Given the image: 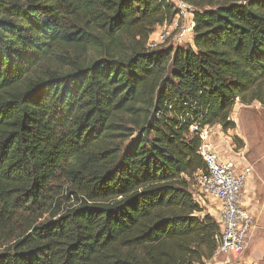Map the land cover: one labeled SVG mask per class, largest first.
Here are the masks:
<instances>
[{
	"label": "trees",
	"instance_id": "16d2710c",
	"mask_svg": "<svg viewBox=\"0 0 264 264\" xmlns=\"http://www.w3.org/2000/svg\"><path fill=\"white\" fill-rule=\"evenodd\" d=\"M0 0V264H207L193 126L264 106V0Z\"/></svg>",
	"mask_w": 264,
	"mask_h": 264
},
{
	"label": "built area",
	"instance_id": "2783aa9c",
	"mask_svg": "<svg viewBox=\"0 0 264 264\" xmlns=\"http://www.w3.org/2000/svg\"><path fill=\"white\" fill-rule=\"evenodd\" d=\"M173 2L178 14L170 24L160 26L159 33L155 31L156 38L149 42L151 49L181 44L194 36L193 9L178 0ZM191 130L201 139L199 154L206 165L205 170L195 175L197 192L193 194L194 199L200 205L207 200L220 204L221 235L215 256L242 255L257 223L256 217L242 205V193L254 169L236 156L221 158L216 153L212 144L213 127L193 126Z\"/></svg>",
	"mask_w": 264,
	"mask_h": 264
},
{
	"label": "crops",
	"instance_id": "0c3cea01",
	"mask_svg": "<svg viewBox=\"0 0 264 264\" xmlns=\"http://www.w3.org/2000/svg\"><path fill=\"white\" fill-rule=\"evenodd\" d=\"M155 38L153 35L152 39ZM260 110L264 112V106L260 103L245 105L237 102L231 113V120L236 127L227 131L219 125L213 127L212 144L216 153L221 158L236 156L240 162L254 169L253 176L244 188L242 205L256 217L257 223L244 254L214 256L209 264H264V229L259 222V214L264 205V118H259V115L263 116ZM192 190L194 194V186ZM207 202L213 203L215 207L208 206ZM201 206L219 221L220 204L217 201L207 200ZM218 259L219 262L216 261Z\"/></svg>",
	"mask_w": 264,
	"mask_h": 264
},
{
	"label": "rangeland",
	"instance_id": "374dc122",
	"mask_svg": "<svg viewBox=\"0 0 264 264\" xmlns=\"http://www.w3.org/2000/svg\"><path fill=\"white\" fill-rule=\"evenodd\" d=\"M160 29L159 28H157L156 29V32H160L159 31ZM191 45V38L188 40V41H185V42H183V43H181V44H178L177 46H181V47H188V46H190ZM263 110H260V112H262ZM258 113H260L259 111H257ZM263 113V116H261V115H259V118H264V112H262ZM241 158V157H240ZM194 192L196 193L197 192V190H196V186L194 185ZM243 194V193H242ZM207 205L208 206H210V207H215L214 205H213V203H211V202H207ZM261 208V207H260ZM217 218V217H216ZM259 222H260V224H261V228L262 229H264V205H263V207L261 208V212H260V214H259ZM244 254V253H243ZM236 255V254H235ZM242 259H244V258H242ZM217 262H219L220 261V259H218V260H216ZM207 264H209V263H207ZM213 264H215V262L213 263Z\"/></svg>",
	"mask_w": 264,
	"mask_h": 264
}]
</instances>
